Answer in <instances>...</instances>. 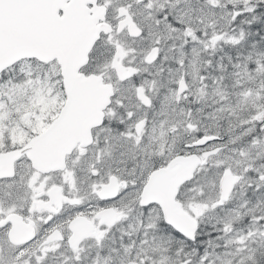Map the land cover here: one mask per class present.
<instances>
[{"label": "snow or ice", "instance_id": "obj_1", "mask_svg": "<svg viewBox=\"0 0 264 264\" xmlns=\"http://www.w3.org/2000/svg\"><path fill=\"white\" fill-rule=\"evenodd\" d=\"M0 264H264V0H0Z\"/></svg>", "mask_w": 264, "mask_h": 264}]
</instances>
